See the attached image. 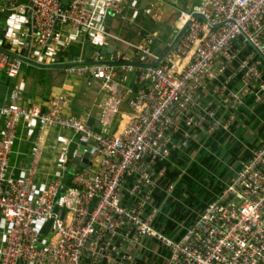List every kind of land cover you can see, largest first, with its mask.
<instances>
[{
	"label": "built area",
	"instance_id": "1",
	"mask_svg": "<svg viewBox=\"0 0 264 264\" xmlns=\"http://www.w3.org/2000/svg\"><path fill=\"white\" fill-rule=\"evenodd\" d=\"M14 1L0 0V12ZM25 1L16 9L30 19L41 47L59 35L58 25L86 35L106 13L124 9L121 0H68L65 7L62 0ZM150 13L160 12L154 7ZM184 26L179 40L160 53L150 52L153 39L146 37L135 59L119 52L105 60L96 52L93 65L69 68L101 81L99 128L88 125L89 114L64 113L65 93L43 107L23 105L24 88L13 83L0 108V264H136L148 239L166 250L164 264H264V139L180 234L157 221L164 204L157 195L167 179L173 189L168 171L178 168L176 157L218 132L235 138L232 127L243 122L242 111L264 104V0H198L179 9L176 33ZM23 63L22 53L0 46V71L16 77ZM23 118L36 131L29 164L13 177L9 158ZM51 126L72 131L70 159L62 158L60 169L75 171L66 182L56 174L40 186L36 176ZM86 152L82 167H69Z\"/></svg>",
	"mask_w": 264,
	"mask_h": 264
},
{
	"label": "crops",
	"instance_id": "2",
	"mask_svg": "<svg viewBox=\"0 0 264 264\" xmlns=\"http://www.w3.org/2000/svg\"><path fill=\"white\" fill-rule=\"evenodd\" d=\"M121 1L124 3L123 11L106 13L102 19L94 22L95 29L89 34L83 35L69 25L61 24L57 26L59 35L44 47L35 43L30 19L22 18L19 9H16V5H24L26 1L15 0L10 5H5L0 12V41L8 42L12 50L22 53L24 63L16 77H9L0 71V108L9 101L13 83H19L24 88L23 96L19 99L23 105L34 103L43 107L49 98L63 92L69 100L63 110L65 114L81 118L89 114V117L97 121L98 103L102 96L101 81L90 74L71 72L69 68L75 65H93V55L96 52L101 53L103 47L106 52L103 56L105 60H109L113 53L116 55L119 52L136 53L138 56L143 52L138 47L143 44L146 37L153 39L150 52L160 53L174 38L170 29L172 26L176 27L179 9L198 2V0ZM146 5L149 6L146 11L148 13L151 12V8L159 5L160 13L158 19H155L156 23H151L140 14L141 8ZM11 17L15 19L13 22L9 21ZM3 30L6 32L1 38ZM121 111L129 114L131 109L122 103ZM240 117L243 122L232 127L235 138L218 132L198 148L193 146L176 157L178 168L168 171V177L175 181V185L172 190H168L169 180H165L162 186L165 191H159L157 195L159 202L164 201L157 221L169 234H180L189 226L205 204L224 188L240 168L241 162L250 156V150L264 139V104L254 110L244 109ZM4 121L0 112V131ZM252 125H257L255 131L251 130ZM35 131L34 123L27 118H23L17 126L9 158V174L13 177H17L29 164L31 140ZM72 137L73 133L69 129L59 126L47 129L36 176L40 186L47 185L56 174L63 177L65 182L68 181L69 172L63 174L60 165L62 158L70 159V153L68 152V158L65 154L67 149L72 148L69 141ZM201 146L203 147L200 148ZM206 167V170H212V175L205 173ZM171 205L176 207V211L168 215L165 207L169 209ZM167 218L170 219L168 223ZM4 237L0 219V249ZM147 248L137 254L136 264H146ZM154 252L159 253L160 262L166 263L167 252L162 246L155 244Z\"/></svg>",
	"mask_w": 264,
	"mask_h": 264
},
{
	"label": "water",
	"instance_id": "3",
	"mask_svg": "<svg viewBox=\"0 0 264 264\" xmlns=\"http://www.w3.org/2000/svg\"><path fill=\"white\" fill-rule=\"evenodd\" d=\"M67 3H68V0H62V5L65 7L66 5H67ZM149 4V3H148ZM148 7L149 6H145L144 8H141V11H140V14L141 15H143L144 17H146V18H148L149 19V21L151 22V23H155L156 22V20H155V18L152 16V14L149 12H146L147 10H148ZM197 16H199V17H202L203 18V16H201V15H199V14H197ZM185 28H186V26H184L183 28H181L179 31H178V33H176V35H175V37L173 38V40H172V42H171V44H170V47H172L178 40H179V38L181 37V34L183 33V31L185 30ZM2 34L4 35V30L2 31ZM105 48L103 47L102 49H101V53L102 54H104L105 53ZM106 51H108V49H106ZM130 57L131 58H133V59H135L136 58V56L135 55H133V53H130ZM131 62V64H133V65H136V66H142V67H145V66H152V65H156L157 63H150V62H137V61H130ZM99 63H104V64H113V65H116L117 63L116 62H113V61H100ZM135 78H136V75H134L133 76V80L135 81ZM119 91H120V86L116 89V91L114 92V94H119ZM133 91H136V85L134 84L133 85ZM120 97L121 98H123L122 97V95H120ZM124 100L125 101H127L128 100V97H125L124 98ZM87 123H88V125H90V126H92V125H94L96 128H99L100 127V122L97 120V121H95L92 117H89L88 119H87ZM76 141V140H75ZM83 143L84 142H80V147H78V151H77V157H79L80 156V152L82 151V145H83ZM86 148L87 149H89V147L88 146H86ZM88 156H89V153L88 152H86L85 154H84V156H83V158H82V162H77V161H74V164H75V162H77L76 163V165L75 166H73V165H71V166H69V163H68V161L66 162L67 164H66V166H69V167H71V168H75V167H77V166H79V167H82L86 162H87V158H88ZM75 171V169H70V168H68V172H69V174H72L73 172ZM47 228V227H46Z\"/></svg>",
	"mask_w": 264,
	"mask_h": 264
},
{
	"label": "rangeland",
	"instance_id": "4",
	"mask_svg": "<svg viewBox=\"0 0 264 264\" xmlns=\"http://www.w3.org/2000/svg\"><path fill=\"white\" fill-rule=\"evenodd\" d=\"M156 9H158V11H159V9H160L159 5H158V7H156ZM153 17L155 19L158 18L157 15H154V14H153ZM177 30H178L177 27H175V26H172L171 27L170 32L173 33V37L176 35ZM169 41H171V38L169 39ZM260 111H262V110H260ZM256 127H257V125H252L251 130L252 131H255V128ZM206 169H207V167L204 170H206ZM205 173L206 174H210V175L213 174L211 169L206 170ZM166 211H168V215H171V214H173L176 211V207H174L173 205L169 206V209H166V207H165V212ZM169 220L170 219L167 218V223H168ZM169 232H170V230H169ZM154 250H155V243H154V241L151 240V239H148V248H147V254L148 255H147V260H146L145 263L146 264H164V263L160 262L161 258L159 256V253L158 252H154Z\"/></svg>",
	"mask_w": 264,
	"mask_h": 264
},
{
	"label": "trees",
	"instance_id": "5",
	"mask_svg": "<svg viewBox=\"0 0 264 264\" xmlns=\"http://www.w3.org/2000/svg\"><path fill=\"white\" fill-rule=\"evenodd\" d=\"M0 46L3 47L4 49L8 50L9 44L8 42L5 43L4 41L0 43Z\"/></svg>",
	"mask_w": 264,
	"mask_h": 264
},
{
	"label": "clouds",
	"instance_id": "6",
	"mask_svg": "<svg viewBox=\"0 0 264 264\" xmlns=\"http://www.w3.org/2000/svg\"><path fill=\"white\" fill-rule=\"evenodd\" d=\"M105 53H106V52H105ZM105 53H104V54H105Z\"/></svg>",
	"mask_w": 264,
	"mask_h": 264
}]
</instances>
